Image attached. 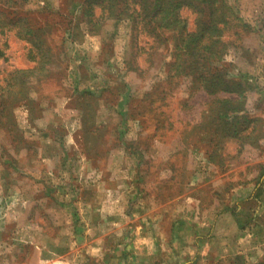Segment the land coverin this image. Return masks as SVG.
I'll return each instance as SVG.
<instances>
[{"label":"rangeland","instance_id":"374dc122","mask_svg":"<svg viewBox=\"0 0 264 264\" xmlns=\"http://www.w3.org/2000/svg\"><path fill=\"white\" fill-rule=\"evenodd\" d=\"M0 96V264L110 241L104 196L143 264H264V0H0Z\"/></svg>","mask_w":264,"mask_h":264},{"label":"crops","instance_id":"0c3cea01","mask_svg":"<svg viewBox=\"0 0 264 264\" xmlns=\"http://www.w3.org/2000/svg\"><path fill=\"white\" fill-rule=\"evenodd\" d=\"M112 197L113 196H109ZM110 198V199H112ZM102 199V200H101ZM110 199H106V197L104 196L103 198H96L95 199V204L94 207L97 209V211L95 212L97 217L93 216V224L89 225L90 230L92 232L95 231V233H98V230H103L104 226H107L105 223H108L110 221V225H111V233L113 234L114 232V236L111 235V239L110 241H100V242H95L92 244L91 242H85L83 244V246H86V248L83 249V252L86 251L87 249V253L92 255V257H95L97 255H99L100 257H103L105 255H108V250L115 248L114 247V239H120V235H123V231L126 229V225L123 224V222L120 220L121 217V212H120V201L119 200H115L112 199L110 202ZM97 220H96V219ZM104 220H103V219ZM99 219H101L99 221ZM95 220V221H94ZM127 229L130 228V221H128L127 223ZM160 224V221L158 220L156 222V224L154 225L155 228L153 233H146V234H141L137 241L131 245H120L117 243V246L115 248L118 250H124V251H130V257L129 260H127L126 262H124V264H143L148 262L149 260L153 259L156 255H159L158 253H160V249L162 247L163 244V235L165 234H161V232L158 230V226ZM98 226H100V229L98 228ZM144 228V226H142ZM142 228V229H143ZM146 229V228H144ZM100 234H102V232H100ZM103 238V237H102ZM22 245L25 246H29L30 250L33 251V253L31 254L30 257L27 258H15L13 260L14 264H40V257H39V252L40 250L43 251V254L41 256V264H85V259L87 258V255L84 253L82 254L79 248L80 245L78 246H74V248L76 250H78V253L76 252L74 254V256H71L67 249L64 250L62 245L60 247V251H62V253L60 254V257H58V261H56L52 256V248L49 246V248H47V246H41L39 244V242L36 239H33L28 242V243H24Z\"/></svg>","mask_w":264,"mask_h":264},{"label":"trees","instance_id":"16d2710c","mask_svg":"<svg viewBox=\"0 0 264 264\" xmlns=\"http://www.w3.org/2000/svg\"><path fill=\"white\" fill-rule=\"evenodd\" d=\"M7 2H9V1H7ZM124 8H125V7L122 6L121 12L125 10ZM119 14H120V13H118L116 16H119ZM141 15H143V16H145V15H146V16H151V15H147V14H145L144 12L141 13ZM152 20H155V19H154L153 17H151V18H150V21H152ZM0 98H1V96H0ZM0 104H1V103H0ZM2 111H3V109H2Z\"/></svg>","mask_w":264,"mask_h":264}]
</instances>
